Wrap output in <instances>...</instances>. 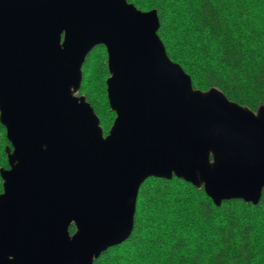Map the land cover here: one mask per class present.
I'll use <instances>...</instances> for the list:
<instances>
[{
  "label": "water",
  "instance_id": "water-1",
  "mask_svg": "<svg viewBox=\"0 0 264 264\" xmlns=\"http://www.w3.org/2000/svg\"><path fill=\"white\" fill-rule=\"evenodd\" d=\"M159 28L156 9L128 0H0V120L13 147L1 169L0 264H94L131 236L151 176L203 186L217 205L260 202L264 106L195 89ZM99 44L116 112L107 136L78 95Z\"/></svg>",
  "mask_w": 264,
  "mask_h": 264
},
{
  "label": "trees",
  "instance_id": "trees-1",
  "mask_svg": "<svg viewBox=\"0 0 264 264\" xmlns=\"http://www.w3.org/2000/svg\"><path fill=\"white\" fill-rule=\"evenodd\" d=\"M128 1L157 10L167 54L195 89L217 88L256 112L264 106V0ZM82 71L78 95L86 96L107 134L116 112L107 94L105 45L88 53ZM12 148L0 120V194ZM94 264H264V192L256 205L241 198L217 205L203 186L151 176L140 187L131 236Z\"/></svg>",
  "mask_w": 264,
  "mask_h": 264
},
{
  "label": "flooded vegetation",
  "instance_id": "flooded-vegetation-1",
  "mask_svg": "<svg viewBox=\"0 0 264 264\" xmlns=\"http://www.w3.org/2000/svg\"><path fill=\"white\" fill-rule=\"evenodd\" d=\"M105 136H107L108 135V133L107 134H104Z\"/></svg>",
  "mask_w": 264,
  "mask_h": 264
},
{
  "label": "rangeland",
  "instance_id": "rangeland-1",
  "mask_svg": "<svg viewBox=\"0 0 264 264\" xmlns=\"http://www.w3.org/2000/svg\"><path fill=\"white\" fill-rule=\"evenodd\" d=\"M76 93V92H75Z\"/></svg>",
  "mask_w": 264,
  "mask_h": 264
}]
</instances>
